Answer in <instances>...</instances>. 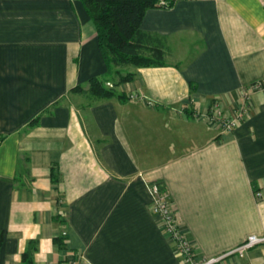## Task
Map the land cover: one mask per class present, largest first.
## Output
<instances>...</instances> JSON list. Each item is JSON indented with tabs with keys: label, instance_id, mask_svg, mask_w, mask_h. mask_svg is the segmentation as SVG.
Listing matches in <instances>:
<instances>
[{
	"label": "crops",
	"instance_id": "0c3cea01",
	"mask_svg": "<svg viewBox=\"0 0 264 264\" xmlns=\"http://www.w3.org/2000/svg\"><path fill=\"white\" fill-rule=\"evenodd\" d=\"M140 30L163 65L97 99L72 90L108 76L82 2L0 0V264H181L151 183L199 261L264 235V87L235 130L203 118L264 82V0H179Z\"/></svg>",
	"mask_w": 264,
	"mask_h": 264
},
{
	"label": "trees",
	"instance_id": "16d2710c",
	"mask_svg": "<svg viewBox=\"0 0 264 264\" xmlns=\"http://www.w3.org/2000/svg\"><path fill=\"white\" fill-rule=\"evenodd\" d=\"M96 31L99 51L106 63L108 76L91 78L86 87L74 92L88 93L97 99L122 98L116 87L130 82L134 74L124 67L144 68L163 65V52L145 46L140 30L150 9H168L179 0H80ZM36 122V119L34 120ZM2 234L0 233V242Z\"/></svg>",
	"mask_w": 264,
	"mask_h": 264
},
{
	"label": "built area",
	"instance_id": "2783aa9c",
	"mask_svg": "<svg viewBox=\"0 0 264 264\" xmlns=\"http://www.w3.org/2000/svg\"><path fill=\"white\" fill-rule=\"evenodd\" d=\"M258 88L259 85H255L249 89L242 90L239 95L238 104L231 113H225L220 103L213 104L203 116L204 121L209 126L221 132H231L235 130L248 114L250 97L253 91ZM130 98L137 99L138 96L134 95L130 96ZM151 104V102H148V105ZM148 190L151 197L149 209L151 213L158 218L163 234L174 244L175 250L180 257L181 264H219L227 257L236 255L242 258L249 249L264 244V235H251L234 249L217 257L199 261L194 254L192 243L181 231L176 214L166 200L165 194L160 190L159 185L156 183L149 184ZM255 196L260 197L261 195L260 193H256ZM64 235L65 233H62V236Z\"/></svg>",
	"mask_w": 264,
	"mask_h": 264
},
{
	"label": "rangeland",
	"instance_id": "374dc122",
	"mask_svg": "<svg viewBox=\"0 0 264 264\" xmlns=\"http://www.w3.org/2000/svg\"><path fill=\"white\" fill-rule=\"evenodd\" d=\"M129 67H125V69H124V71L126 70V69H128ZM258 86L259 85V88L258 89H255V91H259V90H261V89H263V87H264V82H262V81H257V82H254L251 86H249L248 88H245V89H249V88H251V87H254V86ZM244 90V89H243ZM255 91H253V93L255 92ZM252 93V94H253ZM252 96V95H251ZM250 101H251V97H250ZM215 103H219L218 101H214L213 102V104H215ZM212 104V105H213ZM238 104V103H237ZM211 105V106H212ZM210 106V107H211ZM249 108H250V102H249ZM152 184V183H151ZM163 192V191H162ZM164 194H165V196H166V200L168 201V197H167V194L165 193V192H163ZM168 203L170 204V202L168 201ZM171 205V204H170ZM155 218L157 219V221L159 222V220H158V218L155 216ZM179 224V223H178Z\"/></svg>",
	"mask_w": 264,
	"mask_h": 264
}]
</instances>
